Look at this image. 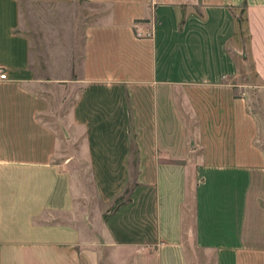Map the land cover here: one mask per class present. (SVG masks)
I'll list each match as a JSON object with an SVG mask.
<instances>
[{
    "label": "crops",
    "instance_id": "1",
    "mask_svg": "<svg viewBox=\"0 0 264 264\" xmlns=\"http://www.w3.org/2000/svg\"><path fill=\"white\" fill-rule=\"evenodd\" d=\"M241 62L264 0H0V264H264Z\"/></svg>",
    "mask_w": 264,
    "mask_h": 264
},
{
    "label": "rangeland",
    "instance_id": "2",
    "mask_svg": "<svg viewBox=\"0 0 264 264\" xmlns=\"http://www.w3.org/2000/svg\"><path fill=\"white\" fill-rule=\"evenodd\" d=\"M87 9L86 6V10ZM103 10V6L96 5V14L98 11L103 12ZM242 29L243 27L241 26L240 33L244 35L245 32ZM245 39L246 35L244 36V40ZM241 63L242 67L239 80L245 85V95L248 96L250 100V110L255 113L259 119L261 130L258 144L264 147V98L261 89L257 86L258 80L252 65L248 62ZM190 249L191 254L194 257V264H216L214 258L203 250L192 246Z\"/></svg>",
    "mask_w": 264,
    "mask_h": 264
},
{
    "label": "built area",
    "instance_id": "3",
    "mask_svg": "<svg viewBox=\"0 0 264 264\" xmlns=\"http://www.w3.org/2000/svg\"><path fill=\"white\" fill-rule=\"evenodd\" d=\"M0 77H1V78H6L7 75H6V73H2V74L0 75Z\"/></svg>",
    "mask_w": 264,
    "mask_h": 264
}]
</instances>
